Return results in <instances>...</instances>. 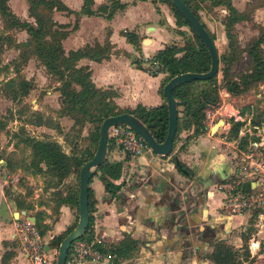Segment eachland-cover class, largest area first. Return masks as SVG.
<instances>
[{"label": "crops", "instance_id": "0c3cea01", "mask_svg": "<svg viewBox=\"0 0 264 264\" xmlns=\"http://www.w3.org/2000/svg\"><path fill=\"white\" fill-rule=\"evenodd\" d=\"M61 1L70 11H64L63 20L53 17V13L52 18L66 24L67 33L62 39L67 43L66 51L95 41H107L110 45L107 56L99 60L81 57L76 61V65L88 67L94 86L114 90L113 101L121 109L137 103L160 104L163 99L159 87L164 73L151 75L132 60L139 57L143 61L165 44L181 41L168 7L151 0H118L124 6L106 18L104 12L76 15L82 0ZM107 2L92 0L90 7L96 9ZM56 11L62 12H53ZM125 31L138 36L139 50L126 40L122 34ZM212 42L214 45V38ZM58 118L60 124L64 123L61 119L67 120L63 116ZM65 131V136L57 133L56 141L63 142V151L69 153L76 150V145H72ZM191 132V127L181 128L170 152L164 155L143 151L126 156L114 145L105 149L104 158L121 163L120 175L113 180L120 186L110 194L104 190L98 172L90 176L88 187L94 202L92 238L111 247L127 240L134 242L125 253H114L115 257L78 264H215L209 253L216 241L230 246L240 264H264V222L255 211L228 213L223 208L228 191L224 185L239 161L221 150L216 135ZM172 156L190 169V175L177 170ZM5 164L2 159L0 262L30 264L23 254L22 234L14 221L28 218L44 226V246L49 255L57 252V247L49 243L51 238L76 223L78 215L73 201L64 202L61 198L66 193H78V179L71 170L54 183L45 173L20 168L24 179H20L23 183L18 188ZM20 164L23 168L29 166L25 162ZM38 164L44 168L43 162ZM7 188L9 191H5Z\"/></svg>", "mask_w": 264, "mask_h": 264}, {"label": "trees", "instance_id": "16d2710c", "mask_svg": "<svg viewBox=\"0 0 264 264\" xmlns=\"http://www.w3.org/2000/svg\"><path fill=\"white\" fill-rule=\"evenodd\" d=\"M25 1L27 3L28 14L32 16L33 22L17 18L9 8L7 0H0V15L8 27L13 26L25 30L28 37L22 43L23 45H20L25 46V44H29L32 47V54L35 55L46 70L58 75L61 80V84L58 87L62 105L60 113L73 115L76 118L74 120H79V122H82V119L77 118L74 112L83 113L86 114L85 120L90 122L92 120L98 121L100 126L102 118L107 115L124 111L129 112L146 126L156 141H162L167 129V108L165 105V98L161 91L162 85L175 74L185 71L203 72L208 69L210 64L205 44L173 3L170 0H151V2L154 3L162 2L168 7L174 17V22L177 26L176 32L181 37V41L165 44L163 47L156 49L154 53L146 59V62L150 66H158L153 70L147 71L142 66V59L139 57H135L132 60L136 67L146 70L151 75H155L158 72L164 73L159 87V93L163 101L154 106H146L137 103L132 108L121 109L118 108L113 101V97L116 95L114 90L110 88L101 89L94 86L89 77L88 67L86 65H76V61L81 57L99 60L107 56L110 47L109 43L104 41L102 44H99L95 41L90 45L85 44L82 47L64 51L61 40L67 33V30H63L66 29V24L56 22L52 18V13L54 10H63L66 12L70 10L61 0ZM182 1L200 20L213 41V33L206 27L198 13V0ZM91 3L92 0H82L80 9L78 12H75V14L82 13L90 15L97 14V12H104L105 17L109 18L115 9L124 6V3L118 0H108L107 3L99 5L96 9H92L90 7ZM210 3L212 6L221 5L225 9L226 13L224 14L223 21L224 33L225 36L230 37V26L237 20L243 18V13L236 9L230 0H210ZM180 26H184L185 29H180ZM122 34L128 42L132 43L136 50H139V38L134 32L125 31L122 32ZM262 40L263 35L257 36L253 44L247 48V55L250 57L252 66L249 71L240 76L239 80L228 78V65L223 63L221 66H218L216 73L209 78L187 80L172 88V96L177 100L176 130L172 144L177 138V133L181 128L191 127L192 135H197L206 130L204 122L206 115L205 111L208 107L212 106L218 98L217 89L215 88L218 71L220 72L225 91L234 94L243 92L257 81H264V58L259 46ZM20 53L23 54L24 52L21 50ZM219 60L218 58V62ZM207 83L210 84L208 85ZM30 87L31 82L29 80L24 78H20L19 80L8 78L3 84V94L11 100H15L25 95ZM93 104L96 106L95 113H92L90 109H88V106ZM178 106H180V109L177 108ZM30 113L33 117L32 119H28V122L36 125H49L40 112L34 110ZM242 124L243 121L241 120H231V125L227 131V137H236ZM99 126H97V131L95 133L93 132L90 134L89 141L93 142L92 147H90L91 145L78 146V148L73 147L76 150H71L69 153H65L61 145L56 140L50 138H23L22 141H25L30 147L33 155L29 164L32 168H30L29 171L31 173H45L48 175V180L51 181L53 179L55 183L67 175L69 171L73 170L78 179L79 167L92 156L95 150L99 135ZM250 126L255 130V126H261V122L256 118L251 119ZM0 127H2V124H0ZM249 137L255 140L258 139L255 134H251ZM238 138V146L244 148L247 143L248 135H240ZM111 145L112 142L110 139H107L106 148ZM125 155L129 156L128 153H125ZM171 159L179 172L190 175V169L176 156H172ZM5 160L6 168L10 169V161L7 159ZM39 162H43L44 168L38 164ZM120 169L121 163L119 161H109L107 158H103L94 168L92 174L98 172V177L103 184L104 190L110 194H114L119 189L120 184L113 182V180L119 177ZM243 188L244 190L249 189V183H244ZM91 195L92 191L87 187L88 223L84 233L80 236L83 239L92 238L91 225L93 218L91 212L93 211L94 202L91 199ZM61 201H73L75 206H77V192H73L72 194L66 193V195L61 198ZM33 225L40 234L43 233L44 226L40 225L38 222H34ZM74 225L75 222L68 226L63 234L53 236L49 243L57 247L62 237L65 236ZM133 242V240H127L115 247L105 246L98 242H94V245L99 250L109 252L110 256L115 257L114 253H116V255L125 253L126 250L131 248ZM69 251L68 248L66 256L69 254ZM209 257L215 264H240V261L236 259L235 252L222 241H216L213 244Z\"/></svg>", "mask_w": 264, "mask_h": 264}, {"label": "rangeland", "instance_id": "374dc122", "mask_svg": "<svg viewBox=\"0 0 264 264\" xmlns=\"http://www.w3.org/2000/svg\"><path fill=\"white\" fill-rule=\"evenodd\" d=\"M230 1L244 15L243 18L230 26V37L225 36L224 33L223 21L226 12L221 5L212 6L210 0H198V13L213 32L214 46L220 59L218 66L223 63L227 64L228 78L239 80L240 76L249 71L252 66L250 57L247 55V48L253 44L259 35H263V40L259 46L264 58V0ZM7 4L17 18L33 22L32 16L28 14L25 0H7ZM64 15L63 10L60 13L58 11L53 12V17L61 20H63L62 16ZM73 22L76 21L73 20ZM27 37L24 29L8 27L0 15V124H2L0 127V157L10 161L11 168L9 171L18 188H20V182L23 183L20 179H24L23 175H20V168L24 171L32 168L29 165L31 158H33L32 150L25 141H22L23 138L57 140L59 138L57 133L61 135L63 130H66L65 133L71 138L70 142L72 145H76V148L90 145L92 147L93 142L89 141L90 134L95 133L97 126H99L98 121L85 120L86 114L74 112L77 118L82 119V122H79V120H74L76 118L73 115L60 113L62 105L58 87L61 80L57 74L46 70L32 54V47L29 44L22 46ZM61 44L63 50L66 51L67 43L61 40ZM21 50L24 52L23 54L20 53ZM142 66L146 69L148 63L143 62ZM148 70H153V67H148ZM8 78L15 80L24 78L31 82V87L21 98L11 100L3 94V84ZM215 88L218 98L205 111L208 117L205 116L206 130L203 133L216 135L217 139L220 140L221 150L229 157L234 156V160L239 161L241 152L246 149V144L244 148L239 147V132L236 137L228 138L227 131L231 125V120L243 121L239 130L244 125H250L251 119L255 118L261 122V125H264V81H257L243 92L234 94L225 91L218 71ZM95 108L94 104L88 106L92 113L96 112ZM34 110L40 112L49 125H36L28 122L27 120L33 117L30 112ZM62 116L66 117L67 120L61 119L64 123L60 124L58 117ZM214 126V130L209 131ZM59 144L61 145L63 142ZM114 148L125 153L119 146H114ZM22 162L28 163L27 166H29L21 167L22 164L20 163Z\"/></svg>", "mask_w": 264, "mask_h": 264}, {"label": "built area", "instance_id": "2783aa9c", "mask_svg": "<svg viewBox=\"0 0 264 264\" xmlns=\"http://www.w3.org/2000/svg\"><path fill=\"white\" fill-rule=\"evenodd\" d=\"M148 67L155 69L158 66L148 64ZM205 116L208 117V114ZM238 132L240 135H248L246 149L241 152L239 162L228 176L229 181L224 185L228 191L224 198L223 208L228 213L255 211L257 217L264 222V125L255 126V130H253L247 124L242 126ZM251 134H255L258 139H251L249 137ZM107 139H110L112 145L121 147L129 155L151 151L147 143L125 124L110 125L107 128ZM1 167L2 158L0 157V180ZM244 183H249V189H243ZM14 222L22 234V251L29 263L54 264L56 250L51 255L48 254L42 235L35 228L33 222L28 218H17ZM94 242L93 238L78 237L73 239L69 245V254L65 256L64 264L100 261L110 256L109 252H103L96 248Z\"/></svg>", "mask_w": 264, "mask_h": 264}, {"label": "water", "instance_id": "95a60500", "mask_svg": "<svg viewBox=\"0 0 264 264\" xmlns=\"http://www.w3.org/2000/svg\"><path fill=\"white\" fill-rule=\"evenodd\" d=\"M182 16L188 21L195 33L205 44L209 55V67L203 72L185 71L171 76L162 85V95L165 98L167 108V129L162 141L158 142L151 135L146 126L129 112H120L107 115L102 118L99 126V135L92 156L84 161L79 167L78 172V193H77V221L74 227L66 233L59 241L57 246L56 258L54 264H64L67 249L71 241L80 237L88 223L87 206V187L88 180L92 175L94 168L102 161L107 145V128L117 123L129 126L137 135H139L150 147L151 152L164 155L168 154L172 147V140L176 130V105L177 100L172 96L171 90L176 85L191 79H206L216 73L218 68V56L213 42L200 20L191 12L182 0H170ZM211 128L209 129V131ZM6 172V171H5ZM9 191V189H5Z\"/></svg>", "mask_w": 264, "mask_h": 264}, {"label": "bare ground", "instance_id": "6f19581e", "mask_svg": "<svg viewBox=\"0 0 264 264\" xmlns=\"http://www.w3.org/2000/svg\"><path fill=\"white\" fill-rule=\"evenodd\" d=\"M219 122H220V123H222V121H221V120H219ZM214 128H215V126H214V127H211V130H214Z\"/></svg>", "mask_w": 264, "mask_h": 264}]
</instances>
